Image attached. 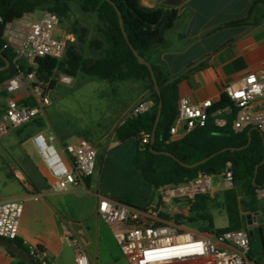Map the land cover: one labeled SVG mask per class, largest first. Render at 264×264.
<instances>
[{
  "label": "built area",
  "instance_id": "built-area-1",
  "mask_svg": "<svg viewBox=\"0 0 264 264\" xmlns=\"http://www.w3.org/2000/svg\"><path fill=\"white\" fill-rule=\"evenodd\" d=\"M157 3L160 0H155ZM61 18L49 11L26 14L7 26V46L17 53L15 61L25 62L26 69L11 77L5 83L6 102L0 135L11 128L21 127L36 118L42 108L50 103L43 85L37 80V60L52 57L62 59L74 35L61 27ZM53 76L72 85L74 79L55 69ZM232 103L223 110L210 114L214 102L207 99L193 102L188 97L179 98L178 117L170 129V141L179 134L187 135L194 129L204 127L209 116L216 117L220 127L227 125L223 114L233 116L232 130L240 133L247 128L258 130L264 137V72L250 73L224 87ZM34 104H26V101ZM153 101L138 102L131 115L137 116L151 109ZM130 115V116H131ZM142 142H150V134L142 133ZM31 143L46 170L50 191L66 194L85 190V181L93 177L98 152L96 147L84 138L66 143L57 149L53 137L43 133L35 134ZM222 177L225 190L233 186L234 173L228 163ZM213 175L200 173L188 183L159 189L158 203L145 208L131 206L105 195H98V216L108 225L115 226L114 238L129 264H257L249 258L251 240L264 211L247 215L240 229L219 233L200 232L188 228L178 216L188 217L190 206L196 196L213 192ZM256 197L264 203V186L256 190ZM186 205V209L182 208ZM167 209H173L169 215ZM24 212L22 200L0 199V238L9 241L19 236L20 222ZM76 264H93L86 247L73 239ZM29 255L35 264H52L45 251L31 246Z\"/></svg>",
  "mask_w": 264,
  "mask_h": 264
},
{
  "label": "trees",
  "instance_id": "trees-1",
  "mask_svg": "<svg viewBox=\"0 0 264 264\" xmlns=\"http://www.w3.org/2000/svg\"><path fill=\"white\" fill-rule=\"evenodd\" d=\"M71 1L79 2L84 12L95 14L103 23L101 32L107 44L105 54L96 59H84L74 46H70L62 59L39 58L37 60L38 82L42 85L53 86L55 81L52 77L55 69L74 78L83 76L109 83L131 80L141 82L144 90L150 93L153 106L143 114L129 116L116 129V136L121 142L134 141L135 143L133 166L148 184L159 190L188 183L196 179L200 173H205L210 169L213 170L212 175H220L227 164L231 163L234 183L231 188L223 192L228 226L216 228L214 217L210 212L212 198L209 194L196 196L190 206V213L194 214L192 217L178 216L177 219L185 225L199 224L195 230L200 232L216 230L223 233L240 229L244 222L242 204L251 212L260 211L264 206V203L256 197V190L264 186L263 137L258 130L253 128H247L240 133L234 132L232 130L233 116L223 114L222 117L227 119L226 126H218L215 121L216 117L210 115L204 127L194 129L179 140L170 141V129L178 117L180 80L170 81V76L148 59V54L155 45L164 41L166 33L174 27L178 18V11L174 7L158 5L155 8H147L141 5L142 0H1L0 68L5 66V59L10 62V66L0 71V85L26 69L25 62L15 61L17 55L15 50L9 46L6 47L7 26L26 14L36 11L53 12L62 18L68 14V3ZM117 9L121 12V17ZM252 18L253 7L246 19L230 22L227 26H243L258 22V19L252 20ZM73 31L79 34L76 27ZM92 45L97 49H103L104 43L94 41ZM134 50L151 64L163 100V110L154 143H152V134L160 97L155 89L149 67L139 62ZM25 103L34 104L30 100ZM229 106L232 107L230 99L226 94H222L220 100L213 104L210 114ZM164 123H167L165 130L162 129ZM43 127L44 124L39 121V115L21 126L23 129H28V133L32 136L39 133ZM142 133L150 134L149 143L143 144ZM213 154L216 156L195 168H187L181 164H194ZM257 165L260 167L254 183ZM90 178H87L85 183L88 184ZM239 182L244 183L245 199L242 202L237 189ZM118 201L145 208L133 204L131 198ZM260 233L264 241V225L260 228ZM12 242L26 249L18 237ZM10 254L17 257L11 251ZM251 256L250 251V259H252Z\"/></svg>",
  "mask_w": 264,
  "mask_h": 264
},
{
  "label": "crops",
  "instance_id": "crops-1",
  "mask_svg": "<svg viewBox=\"0 0 264 264\" xmlns=\"http://www.w3.org/2000/svg\"><path fill=\"white\" fill-rule=\"evenodd\" d=\"M252 7V20L258 19V22L227 26L230 22L246 19ZM174 8L178 11L174 27L166 33L162 43L154 46L148 59L160 66L170 76V81L180 80L179 98L188 97L195 103L211 99L215 103L227 84L250 73L264 72V0H187ZM5 83L0 85V102L4 107ZM144 100L152 101L148 91L132 100L128 109H132L136 101ZM123 123L115 128L116 143L110 150L125 147L132 158L136 151L134 141L123 143L116 136V129ZM184 136L179 134L174 139ZM36 166L47 178L42 162ZM144 182L151 196L133 198L132 203L139 207L157 203L155 192L158 190ZM85 184L80 198L87 196L91 202L87 214L83 206L63 200L64 196L75 192L54 194L41 183L39 191L28 183L24 184L25 188L0 191L1 200L24 202L18 238L27 251L31 246L39 247L52 264H76L73 239L80 237L85 226L95 227L101 220L97 212L98 195L122 199L102 192L99 186L96 190L93 177ZM95 230L99 239L97 227ZM87 252L93 264H100L98 252L88 249ZM253 261L259 263L256 259ZM0 264L29 263L12 256L8 248L0 245Z\"/></svg>",
  "mask_w": 264,
  "mask_h": 264
},
{
  "label": "rangeland",
  "instance_id": "rangeland-1",
  "mask_svg": "<svg viewBox=\"0 0 264 264\" xmlns=\"http://www.w3.org/2000/svg\"><path fill=\"white\" fill-rule=\"evenodd\" d=\"M68 7V14L61 18V27L75 37V41L70 43L69 47L74 46L84 59L103 56L107 49L101 32L103 23L95 14L84 12L77 1L69 2ZM35 13L39 14L40 11ZM74 27L78 29L79 34L73 31ZM94 41H102L103 49L94 47L92 45ZM72 78L74 79L72 85L61 83L58 76L52 77L55 81L53 86L43 85L50 103L44 106L39 114V121L44 124L39 132L48 138L53 137L57 149L60 150L66 143L76 138H84L96 147L98 156L93 175L96 190H99V186L102 192L125 200L151 196L145 180L132 164L131 153H128L125 147L110 150L116 143L115 128L130 116L134 106L130 110L128 107L132 104V100L145 91L143 84L134 80L109 83L83 76ZM138 102L136 101L135 104ZM3 107V103L0 102V122L3 120ZM28 132V129L17 127L0 135L1 192H5L7 188H25L24 184L27 183L37 191L40 183L45 189L50 190L49 178L41 175L36 166L41 165V159L31 143L33 136ZM212 181L214 190L211 193L210 212L214 217L216 228H225L228 226V220L224 209L225 183L222 174L213 175ZM237 189L242 202L245 199L244 183L239 182ZM155 194L158 203L159 191ZM81 196H83L82 189L67 194L63 200L75 203L77 207L83 206L87 214L90 201L87 196L80 198ZM181 206L187 210L186 205ZM263 207L260 211L264 210ZM173 212V209H167L169 215ZM252 213L256 212L249 211L242 204V215ZM193 215L189 212L187 216ZM259 221L251 240V260L257 259L260 264H264V241L260 233V228L264 225V216H261ZM186 226L195 230L199 224ZM95 227L85 226L80 237H76L77 240L88 250L98 252L100 264H129L114 238L116 227L101 220L96 222Z\"/></svg>",
  "mask_w": 264,
  "mask_h": 264
},
{
  "label": "water",
  "instance_id": "water-1",
  "mask_svg": "<svg viewBox=\"0 0 264 264\" xmlns=\"http://www.w3.org/2000/svg\"><path fill=\"white\" fill-rule=\"evenodd\" d=\"M186 1L187 0H160V2L157 3L155 0H142L141 1V5L144 6V7H147V8H155L158 5H167V6L176 7V6H179V5H181L182 3L186 2ZM117 11H118V13H119V15L121 17V12L118 9H117ZM121 26H122V29L124 31V27H123V24H122V19H121ZM134 52H135V55L137 56L139 62L141 64H144V65H146V66L149 67V69L151 71V74H152V77H153V80H154L155 89H156V91H157V93H158V95L160 97L159 107H158V112H157V117H156V122H155V127H154L153 134H152V143H154L156 129H157L158 125H159V122H160V119H161L162 110H163V100L161 98V93H160V90H159V85H158V82H157V79H156V75H155V72H154L151 64L146 59H144L136 50H134ZM5 62H6L5 66L1 67L0 68V71H4V70H6L10 66V62L7 59H5ZM174 124H176V123H174ZM166 127H167V123H164L162 129L165 130ZM262 137H263V135H262ZM250 141H251V138L249 139V142ZM263 141H264V137H263ZM163 153H166V154L171 155L168 152H163ZM215 156H216V154H213L210 157H208L206 159H203V160H201V161H199L197 163H194V164H186V163H181V164L184 167H187V168H195L197 166H200V165L204 164L205 162H207L208 160H210L211 158H213ZM259 167H260V165H257L256 166L254 183H255L256 176H257V174L259 172ZM206 173L212 174L213 173V170L212 169L207 170ZM246 218L248 220V223L251 224L252 223L251 214H248ZM0 245L8 248L9 251H11L15 255H17L23 261H25V262H27L29 264H35L34 260L29 255L28 251L26 249L20 248L18 245H16L12 241H9V240L0 238Z\"/></svg>",
  "mask_w": 264,
  "mask_h": 264
},
{
  "label": "flooded vegetation",
  "instance_id": "flooded-vegetation-1",
  "mask_svg": "<svg viewBox=\"0 0 264 264\" xmlns=\"http://www.w3.org/2000/svg\"><path fill=\"white\" fill-rule=\"evenodd\" d=\"M257 260V259H256Z\"/></svg>",
  "mask_w": 264,
  "mask_h": 264
}]
</instances>
